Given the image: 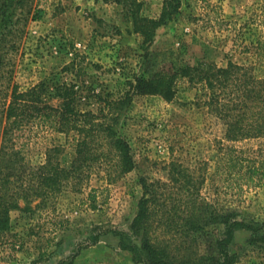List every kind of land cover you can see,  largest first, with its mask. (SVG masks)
<instances>
[{
	"label": "rangeland",
	"instance_id": "374dc122",
	"mask_svg": "<svg viewBox=\"0 0 264 264\" xmlns=\"http://www.w3.org/2000/svg\"><path fill=\"white\" fill-rule=\"evenodd\" d=\"M133 1L30 0L27 15L18 9L11 16L21 22L12 35L14 43L2 51L0 151L8 127L5 108L14 88L23 93L45 84L49 92L44 99L57 107L56 86L67 84L78 91L81 111L95 112L102 122L108 117L105 123L130 146L133 168L114 182L107 180L103 167L96 168L80 191L66 188L47 200L36 197L29 205L18 199V208L9 212L8 228L0 231V264H147L121 248L120 234L142 245L133 223L144 187L159 185L158 195L164 196L161 185L174 160L205 178L201 194L209 212L234 213L243 223L234 241L221 247L227 231L222 224L176 237L159 228L157 235L172 244L176 261L223 264V249L235 258L233 264H264V181L258 183L261 176L251 183L229 177L222 159L235 154L243 157L245 168L248 161L264 166V139L235 144L222 140L225 127L209 112L202 85L179 80L172 101L138 90L141 79L162 69L199 63H234L264 78V0H181L179 12L152 40L135 28ZM139 1L141 17H162L165 0ZM38 10L44 12L41 18ZM112 117L118 120L112 122ZM27 122L14 142L24 157L14 173H20L21 165L44 162L47 149L55 145L68 148L77 136L57 133L31 117ZM0 173L1 181V163Z\"/></svg>",
	"mask_w": 264,
	"mask_h": 264
},
{
	"label": "trees",
	"instance_id": "16d2710c",
	"mask_svg": "<svg viewBox=\"0 0 264 264\" xmlns=\"http://www.w3.org/2000/svg\"><path fill=\"white\" fill-rule=\"evenodd\" d=\"M30 3V0H0V14L3 15V19H0V67L5 64L4 50H8V46L14 43L12 35L19 30L21 22V19L13 21L10 18L18 9L27 15L32 9ZM132 6L136 30L147 40H152L155 32L179 12L181 0H165L159 20L141 17L142 3L139 0H134ZM43 13V10H38L37 17L41 18ZM3 29L4 33L1 32ZM179 80H187L193 86L202 85L207 90L206 105L209 112L224 125L225 135L222 140L226 143L264 139V78L257 77L252 68L234 63H229L227 67L208 63H199L194 67H170L148 79H141L138 90L142 94L160 95L172 101ZM47 92L49 90L45 84L23 93H19L15 87L12 101L5 108L8 127L4 131L0 151V163L3 165L0 231L8 228L9 212L18 208V199H23L29 205L36 197L47 200L49 196L61 193L66 188L80 191L96 168L106 170L109 182H114L133 168L129 144L117 135L111 124L105 123L107 116L103 117L105 121L102 122L95 112L78 108V91L74 85L56 86L53 97L60 99L57 107L44 99ZM116 105L119 104L115 102ZM30 117L57 133L74 132L77 136L68 148L63 144L55 145L47 149L44 162L33 167L21 165L20 173H14L15 165L20 160L24 162L14 142L18 137L17 132L27 126L30 122V119L27 122V118ZM116 120L117 117L110 118L112 122ZM222 159L226 162L229 177L238 176L251 183L257 180V176H261L258 183L264 181V166H259L258 161H248L245 168L243 157L231 154ZM29 169L32 170L30 173ZM167 170L168 180L161 185L166 190L164 196L158 195V189L161 188L159 185L144 187L145 195L133 223L134 232L142 236V245H134L127 235L120 234L121 248L131 251L136 262L181 264L182 261H176L173 256L175 252L172 244L165 243L157 235L158 229L165 228L168 236H187L192 232L203 231L210 224L227 226L226 238L219 242V246L230 245L235 239V231L243 223L234 219V213L208 211L209 204L203 202L201 194L205 178H197L190 168L175 160L168 164ZM18 181L22 184L14 185ZM220 253L226 255L223 264H233L234 257L223 249H220Z\"/></svg>",
	"mask_w": 264,
	"mask_h": 264
}]
</instances>
